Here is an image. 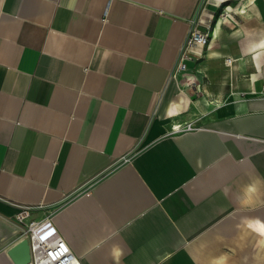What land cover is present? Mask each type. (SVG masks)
Returning a JSON list of instances; mask_svg holds the SVG:
<instances>
[{
	"label": "crops",
	"instance_id": "crops-1",
	"mask_svg": "<svg viewBox=\"0 0 264 264\" xmlns=\"http://www.w3.org/2000/svg\"><path fill=\"white\" fill-rule=\"evenodd\" d=\"M200 2L0 0V264L20 206L80 264H264V0L206 3L193 102Z\"/></svg>",
	"mask_w": 264,
	"mask_h": 264
},
{
	"label": "built area",
	"instance_id": "built-area-1",
	"mask_svg": "<svg viewBox=\"0 0 264 264\" xmlns=\"http://www.w3.org/2000/svg\"><path fill=\"white\" fill-rule=\"evenodd\" d=\"M209 20L208 18L205 22H209ZM199 23L197 18L193 20L181 57L188 49H193L197 45L205 47L209 44L211 40L209 31L200 29L199 26L202 23ZM30 210V207L20 206L14 218V222L23 225L22 234L27 239L30 250L29 264H80L64 239L57 237L55 240L49 241L41 234L44 225L50 220L48 217L38 221H28Z\"/></svg>",
	"mask_w": 264,
	"mask_h": 264
},
{
	"label": "rangeland",
	"instance_id": "rangeland-1",
	"mask_svg": "<svg viewBox=\"0 0 264 264\" xmlns=\"http://www.w3.org/2000/svg\"><path fill=\"white\" fill-rule=\"evenodd\" d=\"M211 2H212V0H206L204 2V4H203V7L200 9V12L201 13L204 12L202 10L206 9L205 8L206 3H207L206 7L209 8V4ZM201 16H202V19H201ZM205 16H207L206 13L204 15L200 14V17H198V18H199L200 23H202V24L207 26V25H209V23L205 22L203 20L205 18ZM202 24H200V25H202ZM183 58H186L187 60L188 59L191 60V55H189V54L186 55V53H185L184 56L180 57V60H179V62L177 64V66L174 69L173 76L175 75L176 72H178V74H177L178 80L181 81V83L183 84V87L190 94V97H191L192 101L195 102V101L199 100L202 97V90L201 89L197 90L195 88L192 89V85H194L193 84L194 81H193V78H192L193 74H187V73H191V70L193 71V69H192V66H189L187 64V62L186 63L185 62L181 63ZM192 106L197 107L195 105H192ZM193 109H191V111L187 112L186 113L187 115H185L186 117L182 118L181 121L178 122V119L175 118V121L178 122L176 124H178V126L180 125V127L178 128V130H173L172 126H175V125H171V128L169 129L168 134H180V133L190 132V131H194V130H197V129L201 128L202 127V122L204 121V118H202V116H200V113L197 112L196 109H194V111H192ZM128 160L129 159L126 158L124 161H128ZM17 225H19L21 227L23 226L21 224H17Z\"/></svg>",
	"mask_w": 264,
	"mask_h": 264
},
{
	"label": "water",
	"instance_id": "water-1",
	"mask_svg": "<svg viewBox=\"0 0 264 264\" xmlns=\"http://www.w3.org/2000/svg\"><path fill=\"white\" fill-rule=\"evenodd\" d=\"M204 0H201L199 7L197 8V11L195 13V18L202 5V2ZM194 20V19H193ZM8 255L13 261L14 264H29L30 262V250H29V244L26 238L19 240L15 245H13L12 248L8 250Z\"/></svg>",
	"mask_w": 264,
	"mask_h": 264
},
{
	"label": "bare ground",
	"instance_id": "bare-ground-1",
	"mask_svg": "<svg viewBox=\"0 0 264 264\" xmlns=\"http://www.w3.org/2000/svg\"><path fill=\"white\" fill-rule=\"evenodd\" d=\"M197 19H198V18H197ZM198 20H199V19H198ZM191 51H192V49H188V50L186 51V55H187L188 53H190ZM183 62L186 63V62H188V60H187L186 58H183L181 63H183ZM228 62H229V61H228ZM177 74H178V72L175 73V75L173 76V78L176 79V78H177ZM172 127H173L172 129H174V130L179 128L178 125H176V126H172Z\"/></svg>",
	"mask_w": 264,
	"mask_h": 264
}]
</instances>
